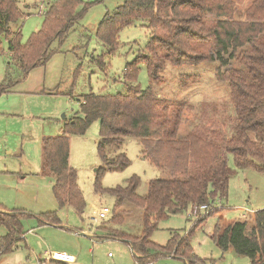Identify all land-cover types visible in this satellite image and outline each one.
<instances>
[{
    "label": "trees",
    "instance_id": "trees-1",
    "mask_svg": "<svg viewBox=\"0 0 264 264\" xmlns=\"http://www.w3.org/2000/svg\"><path fill=\"white\" fill-rule=\"evenodd\" d=\"M88 5L83 0L47 4L41 27L22 42L21 28L11 29L10 23L17 22L25 13L17 0H0V46L2 41L7 42L12 62L26 74L47 62L52 54L51 42H62ZM234 13V0H122L113 12L105 13L97 27V37L108 53L117 47L119 30L134 20L146 21V28L151 31L142 52L125 67L124 91L82 94L79 114L64 122L57 135L42 139L43 169L54 178L52 193L57 204L68 205L81 215L86 201L77 183V171L69 164V135L84 134L94 121H99L97 152L102 165L95 170L94 190L115 198L114 211L126 203L141 208L143 227L139 235L123 231L114 234L131 245L139 263L157 262L170 253L182 264L184 260L187 264L203 261L193 253L190 232L183 236L172 232L165 245L153 242L150 237L159 221L187 210L189 205L226 197L229 179L234 174L227 163L228 154L236 168L252 167L264 172V0H252L243 20H235ZM208 61H217V75L228 81L236 114L233 131L224 136L210 125L195 124L181 135L182 118L189 104L159 97L155 86L161 83L168 63L175 66ZM141 64L148 74L146 88L137 83ZM9 68L10 64L0 92L10 85ZM130 137L140 140L143 157L169 173L167 178L151 179L145 194L138 192L140 177L135 174L123 184L101 185L106 172L123 170L131 162L123 151L109 156L107 147L120 149ZM223 209L209 211L192 228L218 211L221 215L210 233L215 244L222 251L231 249L248 257L250 264H264V208L230 220L222 216ZM120 213L112 216L115 219L117 215L119 223L123 221ZM22 214L15 209L0 210V227L6 229L0 233V255L11 252L17 241L24 238ZM40 219L42 223H58L56 212L42 214Z\"/></svg>",
    "mask_w": 264,
    "mask_h": 264
},
{
    "label": "rangeland",
    "instance_id": "rangeland-1",
    "mask_svg": "<svg viewBox=\"0 0 264 264\" xmlns=\"http://www.w3.org/2000/svg\"><path fill=\"white\" fill-rule=\"evenodd\" d=\"M55 1L17 0L25 15L10 23V28H21L22 42L41 27L47 4ZM251 1L234 0L235 20L244 19ZM83 2L90 5L62 42H51L49 51L52 54L44 65L23 74L12 62L7 42L2 41L0 46V83L8 64L11 70L8 91L0 92V208L23 213L20 222L25 232V237L17 241L11 252L0 255V264H41L39 258L46 257L45 251L58 249L76 257L72 264H139L131 245L114 234L123 231L139 235L143 227L141 208L126 203L114 211L115 198L94 190L95 170L102 165L97 152L99 121H94L84 134L69 135V164L77 171V183L86 201L81 215L68 205L59 207L52 193L54 178L42 166L43 137L58 134L64 122L79 114L82 94L89 91L101 94L123 92L125 67L142 52L151 35L146 21L134 20L119 30L117 47L108 53L106 45L97 37V27L105 13L113 12L122 0ZM217 67V61L166 65L155 91L159 97L185 100L189 104L182 118L181 135L195 124L210 125L224 136L232 133L236 114L228 81L217 75ZM184 74L193 77L187 79ZM137 83L141 88L149 85L143 64L137 72ZM142 149L140 140L134 137L126 138L120 149L107 147L109 156L118 150L123 151L131 162L123 170L106 172L101 185L123 184L135 174L140 177L137 190L145 194L151 179L167 178L169 173L141 156ZM227 163L234 172L229 179L227 196L216 197L213 201L224 207L222 216L230 220L264 208V172L252 167L236 168L230 154ZM103 206L109 207L111 213L104 220L94 221L97 210ZM190 209L188 206L187 210L159 221L150 239L165 245L172 232L179 236L190 232L193 253L203 260L195 264H250L248 257L231 249L222 251L210 238L220 212L209 215L201 225L192 228L198 217L190 214ZM48 212H56L58 223H42V214ZM117 213L123 220L120 223L117 215L112 219ZM5 231L1 226L0 233ZM156 263L182 264L183 261L170 253Z\"/></svg>",
    "mask_w": 264,
    "mask_h": 264
},
{
    "label": "built area",
    "instance_id": "built-area-1",
    "mask_svg": "<svg viewBox=\"0 0 264 264\" xmlns=\"http://www.w3.org/2000/svg\"><path fill=\"white\" fill-rule=\"evenodd\" d=\"M190 206V214L197 216L199 219L209 211L222 207L220 204L215 202L204 203V204H192ZM202 212V213H201ZM111 213V209L107 206L99 208L96 212V216L93 217L94 221H100L107 218ZM110 255V254H109ZM45 258H43V264H72L76 261V257L65 251H45ZM139 264H158L156 262H140Z\"/></svg>",
    "mask_w": 264,
    "mask_h": 264
},
{
    "label": "crops",
    "instance_id": "crops-1",
    "mask_svg": "<svg viewBox=\"0 0 264 264\" xmlns=\"http://www.w3.org/2000/svg\"><path fill=\"white\" fill-rule=\"evenodd\" d=\"M6 91H8V89L6 90ZM57 135V134H56ZM55 136V135H54ZM44 138V137H43ZM69 142H70V139H69ZM141 156L143 157V155L141 154ZM43 159V158H42ZM42 166H43V162H42ZM53 185V184H52ZM0 210H3V209H1L0 208ZM248 213V212H247ZM247 213L246 214H242L241 216H245V215H247ZM24 237H25V235H24ZM58 250H60V251H65L64 249H58ZM65 252H67V251H65ZM69 253V252H68ZM110 254V253H109ZM108 254V255H109ZM43 258L42 257H40L39 258V260H41V264H43L42 262H43V260H42Z\"/></svg>",
    "mask_w": 264,
    "mask_h": 264
}]
</instances>
